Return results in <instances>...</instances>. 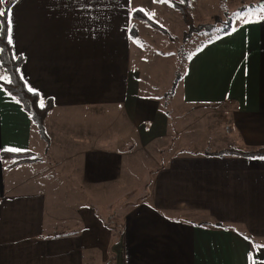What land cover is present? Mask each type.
Masks as SVG:
<instances>
[{
	"label": "crops",
	"instance_id": "crops-1",
	"mask_svg": "<svg viewBox=\"0 0 264 264\" xmlns=\"http://www.w3.org/2000/svg\"><path fill=\"white\" fill-rule=\"evenodd\" d=\"M263 6L190 57L167 113L143 91L130 28L137 43L143 30L151 35L132 17L140 9L168 30L177 17L168 0H16L8 19L20 75L54 107L48 146L0 69V264H264V159L204 154L264 146ZM104 112L120 122L98 132ZM197 118L215 129L217 147L170 149L150 192L122 216L111 205L103 215L78 206L67 217L64 204L49 218L50 170L90 196L116 193L138 165L132 147L172 141ZM26 152L35 159L4 155Z\"/></svg>",
	"mask_w": 264,
	"mask_h": 264
},
{
	"label": "rangeland",
	"instance_id": "rangeland-1",
	"mask_svg": "<svg viewBox=\"0 0 264 264\" xmlns=\"http://www.w3.org/2000/svg\"><path fill=\"white\" fill-rule=\"evenodd\" d=\"M178 1L179 0H168L170 5ZM191 1L195 26L197 27L189 37H186L185 33L190 30L184 24L180 11L172 7L177 17L172 18L169 25H166L169 34L154 29L145 23L151 35L143 30L144 39L141 42L137 43V38L133 39L134 43L140 46V50L136 51V45H133L134 52L136 53L135 58L137 60L136 62L133 61V64L134 67L141 70L144 86L143 91L160 99L163 104V109H166L167 113H169L167 109L171 107L173 97L172 95H167L165 97L164 94L172 87L175 77L179 74H183L190 57L209 37H211V34L204 31L201 26L214 23V16L218 15L221 18V22L216 21L214 23L216 24L215 29L220 30L224 28L228 22H231L234 27L236 22H239L241 19H246L250 14L255 13V15H257L262 12L263 10L259 9V6L264 4V1L260 0H202L204 7L201 8V5L198 6L201 0H196L195 2L194 0ZM1 11H3V9ZM2 75L4 78L3 72ZM199 113L200 111L197 112V114ZM212 113H214V111ZM199 118L196 120V126L192 127L191 130L187 129L188 131H185L182 127L177 128V131L173 133L174 138L172 141H170L168 137H164L161 138L158 145L153 144L150 146L152 144L150 142L145 145L139 144L140 146L137 145L136 147H132L136 148L134 158L137 161L134 163H138V165L136 167L134 166L133 174L130 172L128 184L123 186V188L116 193L109 194V192H107L108 194L105 193V195L102 193L98 196H90L89 193L83 191V187L80 185H65V182L71 183V180L66 179L63 172L50 170L49 179L51 195L48 200L49 218L53 215L52 212L58 211V207L64 206V204L65 208L63 212H65L64 215L67 217L74 213L78 206L81 208L86 206L96 207L103 215L112 207L111 205H113V209L116 210V213L122 216L124 213L121 214L122 210L127 207L130 208L132 204L135 205L137 201L142 198L143 194L150 192V181L159 165L165 164V161L172 155L170 149L178 148L179 150H186V148L193 147L211 150L217 147L215 146L216 140L214 138H216L218 134L215 129L206 131L209 127V125L207 127L208 122L201 121ZM119 122L120 117L114 113L104 112L98 114V132H103L104 129L111 130L112 125L117 126ZM190 131H192V133ZM138 148L139 150L141 148H148L144 150V157L141 155L142 158H140V153H137ZM57 191H59V194ZM121 194L124 198L122 201H117L116 197ZM78 195L79 198H83V200H74V197ZM120 206L123 208L121 207L122 209H120ZM120 216L115 218V230L121 229Z\"/></svg>",
	"mask_w": 264,
	"mask_h": 264
},
{
	"label": "trees",
	"instance_id": "trees-1",
	"mask_svg": "<svg viewBox=\"0 0 264 264\" xmlns=\"http://www.w3.org/2000/svg\"><path fill=\"white\" fill-rule=\"evenodd\" d=\"M16 0H11L5 4L3 8V12L5 13L4 16H0L1 21V30H0V48H3V51L0 52V69L4 73V78L1 80V83L7 89V91L15 97L24 107L26 112L30 115L33 122L36 124L40 135L46 141L47 145L50 144V137L46 132V118L50 111L54 107V103L51 99L47 100L46 103H41V98L38 93L30 91L24 81L22 76L20 75V66L22 65L24 59L23 57H17L13 53L12 44H9L4 34V30L8 26V13L11 5ZM264 1V0H260ZM262 3V2H261ZM172 6L178 9L181 13L182 20L184 24L190 30L189 32L185 33L186 37H189L193 30L197 26H195V18L192 12L193 6L191 0H179L178 2H173ZM132 17L134 19H138L141 21L146 22L154 29L160 30L166 34H169V31L161 24L150 18L146 13L142 10L137 9L132 12ZM214 23L216 21L221 22V18L218 15L214 16ZM204 24L201 26L204 31H207L211 34V37L200 47L202 48L208 43L218 39L219 37L229 33L233 29V25L231 22H228L224 28L217 30L215 29L216 24ZM215 32V34H214ZM213 34V35H212ZM130 35L132 38H137L139 36V31L136 25H132L130 28ZM199 48V49H200ZM183 74H179L175 77L172 87L168 90L164 95H174L178 82L180 81ZM43 105V106H42ZM49 148H46V151ZM4 154V153H3ZM2 154V155H3ZM205 155H212V156H246V157H258L264 159V146H260L250 150H243L238 148H226L220 151L215 152H205ZM4 155H11L17 159L16 162H23L34 160V153L26 152V153H8ZM215 226H224L221 222H215Z\"/></svg>",
	"mask_w": 264,
	"mask_h": 264
},
{
	"label": "snow or ice",
	"instance_id": "snow-or-ice-1",
	"mask_svg": "<svg viewBox=\"0 0 264 264\" xmlns=\"http://www.w3.org/2000/svg\"><path fill=\"white\" fill-rule=\"evenodd\" d=\"M5 2V0H0V4H3ZM5 13L3 11H0V16H4ZM12 32H13V29H12V21L11 19L9 18L8 19V26L7 28L4 30V34L6 35V38H7V41L9 44H12L13 43V36H12ZM3 51V48H0V52ZM43 106V105H42ZM13 151H21V149H12Z\"/></svg>",
	"mask_w": 264,
	"mask_h": 264
}]
</instances>
